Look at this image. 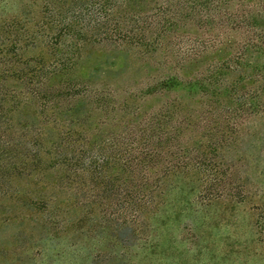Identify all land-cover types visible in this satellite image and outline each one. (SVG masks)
Listing matches in <instances>:
<instances>
[{
  "label": "trees",
  "instance_id": "16d2710c",
  "mask_svg": "<svg viewBox=\"0 0 264 264\" xmlns=\"http://www.w3.org/2000/svg\"><path fill=\"white\" fill-rule=\"evenodd\" d=\"M19 5L0 13V223L126 251L264 206V0Z\"/></svg>",
  "mask_w": 264,
  "mask_h": 264
},
{
  "label": "rangeland",
  "instance_id": "374dc122",
  "mask_svg": "<svg viewBox=\"0 0 264 264\" xmlns=\"http://www.w3.org/2000/svg\"><path fill=\"white\" fill-rule=\"evenodd\" d=\"M19 4L20 0H0V13L11 15ZM252 191L258 192V189L252 188ZM259 202V196L255 195L248 206ZM221 208H212L211 211L222 212ZM263 211L262 205L255 211L243 209L236 212L237 219L230 221L240 220L239 229L232 223L218 222L213 226L204 224L206 227L202 228L198 223L203 221L202 215L194 212L159 234L164 245L148 248L144 246V239L149 235H141L136 240L138 245L126 251H122L105 232L86 235L69 230L61 237L50 234L54 241L45 244L33 240L26 232L19 233L13 222L0 223V264H264V238L262 241L253 238L255 232L247 226L255 214L264 218ZM86 221L106 225L102 215L94 213H89ZM190 225L195 227L190 229ZM97 229L101 230L99 226ZM200 237L207 240L201 242ZM151 238L152 234L149 240Z\"/></svg>",
  "mask_w": 264,
  "mask_h": 264
}]
</instances>
